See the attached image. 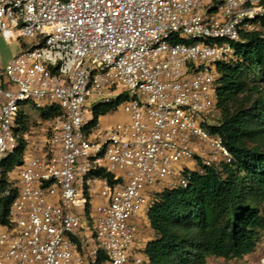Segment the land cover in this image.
<instances>
[{"label":"built area","instance_id":"built-area-1","mask_svg":"<svg viewBox=\"0 0 264 264\" xmlns=\"http://www.w3.org/2000/svg\"><path fill=\"white\" fill-rule=\"evenodd\" d=\"M251 33L264 0H0V37L20 47L0 65V185L26 142L0 264H149L139 222L157 193L234 159L220 66ZM120 96L124 118L104 123ZM51 106L57 123L18 132L20 109Z\"/></svg>","mask_w":264,"mask_h":264},{"label":"trees","instance_id":"trees-1","mask_svg":"<svg viewBox=\"0 0 264 264\" xmlns=\"http://www.w3.org/2000/svg\"><path fill=\"white\" fill-rule=\"evenodd\" d=\"M243 62L220 66L218 131L233 154L230 163L193 172L187 186L157 193L148 211L155 237L146 245L149 264H209L210 257L243 258L253 252L264 230V36L246 35L238 44ZM120 96L104 105L102 114L116 109ZM51 106L44 118L61 115ZM24 108L19 111L18 132L28 129ZM5 161L0 185V225L9 224L10 206L17 187L10 173L23 163L26 142ZM98 175L112 178L103 169ZM100 254L99 261H106Z\"/></svg>","mask_w":264,"mask_h":264},{"label":"crops","instance_id":"crops-1","mask_svg":"<svg viewBox=\"0 0 264 264\" xmlns=\"http://www.w3.org/2000/svg\"><path fill=\"white\" fill-rule=\"evenodd\" d=\"M3 43L4 45H7L4 43L3 39L0 37V44ZM10 47L9 54H5L4 57H2V61H0V65H6L9 60L12 58V56L18 52L19 46L16 44L7 45ZM139 239L141 240L143 245H147V243L152 240L155 237V232L152 229L150 222L147 220L144 223L139 222ZM264 255V230L261 233V237L259 242L257 243V246L255 250L247 255H245L243 258H235V259H225L218 257L220 262L222 260L229 261L230 263H237V264H257L260 257ZM210 258L208 259L209 263Z\"/></svg>","mask_w":264,"mask_h":264},{"label":"rangeland","instance_id":"rangeland-1","mask_svg":"<svg viewBox=\"0 0 264 264\" xmlns=\"http://www.w3.org/2000/svg\"><path fill=\"white\" fill-rule=\"evenodd\" d=\"M10 50L11 49L9 46L4 45L3 43L0 44V61H2V57H4L5 54H9ZM89 106L91 107L92 104L89 103ZM124 116L125 115H124L122 109L116 108V109L110 110V111L106 112L105 114H103L101 117V120L106 124H113L114 122L123 119ZM58 117H60V115H55L53 117H49L46 119L42 115L41 111H36L34 108H29L28 109V115H27L26 119H28L29 127H33V126L38 125L40 123H48L49 125H53L54 123L58 122L56 119ZM12 176H14V174L9 176L10 179H12ZM143 221H141V222H143ZM85 222H87L86 219H85ZM209 264H237V263H230L229 261H226V260H222V262H220L218 257H210Z\"/></svg>","mask_w":264,"mask_h":264}]
</instances>
